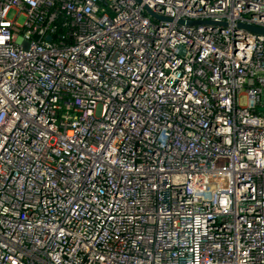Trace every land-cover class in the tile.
<instances>
[{"label":"built area","instance_id":"built-area-1","mask_svg":"<svg viewBox=\"0 0 264 264\" xmlns=\"http://www.w3.org/2000/svg\"><path fill=\"white\" fill-rule=\"evenodd\" d=\"M240 23L264 0H0V264H264Z\"/></svg>","mask_w":264,"mask_h":264},{"label":"water","instance_id":"water-1","mask_svg":"<svg viewBox=\"0 0 264 264\" xmlns=\"http://www.w3.org/2000/svg\"><path fill=\"white\" fill-rule=\"evenodd\" d=\"M138 1V0H136ZM145 11L150 14L152 17L157 18V19H161L164 21H167V18H161L159 15L152 13L146 6H144ZM182 22V21H181ZM183 23L191 24L192 21H183ZM198 23H212L211 21H202V22H198ZM220 25H224L223 22H219ZM239 27L244 28L246 31L251 32V33H258V34H264V27H259V26H254V25H248V24H238Z\"/></svg>","mask_w":264,"mask_h":264},{"label":"rangeland","instance_id":"rangeland-1","mask_svg":"<svg viewBox=\"0 0 264 264\" xmlns=\"http://www.w3.org/2000/svg\"><path fill=\"white\" fill-rule=\"evenodd\" d=\"M17 21H18V22H21V21H22V17L19 16V17L17 18Z\"/></svg>","mask_w":264,"mask_h":264}]
</instances>
